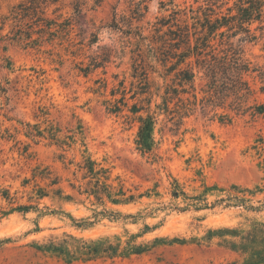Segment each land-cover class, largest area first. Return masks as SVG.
Segmentation results:
<instances>
[{"label":"rangeland","instance_id":"rangeland-1","mask_svg":"<svg viewBox=\"0 0 264 264\" xmlns=\"http://www.w3.org/2000/svg\"><path fill=\"white\" fill-rule=\"evenodd\" d=\"M24 1L0 0V264H264V116L220 109L232 123L200 113L181 120L171 112L177 100L164 104V67L147 52L167 49L171 25L193 32L192 17L203 18L196 12L210 3L57 0L44 16L52 28L30 27L27 46L8 39L11 21L1 30ZM133 1L149 8L140 19L132 18ZM238 1L213 10L236 14ZM115 13L120 28L130 20L147 41L111 29ZM251 29L257 39L244 45L245 57L264 70V19ZM138 52L148 56L143 71L135 68ZM248 79L255 91L248 106L264 105L260 72ZM205 84L199 74L198 93ZM147 113L154 145L143 153L136 118ZM87 158L109 170L117 192L143 196L103 206L80 195Z\"/></svg>","mask_w":264,"mask_h":264},{"label":"trees","instance_id":"trees-1","mask_svg":"<svg viewBox=\"0 0 264 264\" xmlns=\"http://www.w3.org/2000/svg\"><path fill=\"white\" fill-rule=\"evenodd\" d=\"M57 0H26L18 6L13 7L10 15L2 19L1 30L5 27L8 21L13 23V30L10 32L13 36L8 37L9 40L16 43L26 42L30 45V27L39 26L43 23L48 29L52 28L53 23L44 18L46 9L50 4ZM210 6L199 8L196 13L200 15L192 17L195 20L193 32H190L187 26L181 28L178 24L171 25L165 34H170V39L164 42L167 48L162 52V49L149 46L147 52L158 57V60L164 67V72L160 74L166 83V91L164 104L167 109L173 101L179 103L176 110H172V114H177L180 119L188 118L196 113L208 117L210 120L218 119L223 124H230L234 120V115L245 114L249 111L253 115L264 116V105L257 104L248 106L249 99L254 96L255 91L248 77L251 73L259 71L261 80H264V70L255 68L252 63L245 57L244 45L253 42L257 39L256 34L252 31L251 26L255 22H263L264 19V0H239L236 4L237 13L233 14L234 9L228 8L227 13L215 12L213 6L220 3L222 0H206ZM228 4V2H227ZM132 18L140 19L148 12V6L143 2L133 1ZM194 13V10H191ZM179 12H174L178 15ZM30 19L32 25L30 26ZM132 21H128V30L120 28V21L117 19V13L114 14L112 24L109 26L113 30H120L130 38H139L146 42L147 38L143 37L142 32L137 29L133 30ZM177 23V22H176ZM66 25V24H64ZM68 25V24H67ZM167 25V24H166ZM173 27L177 28L173 30ZM228 28L227 31L220 32L221 29ZM183 29H186L183 31ZM162 30H158L160 32ZM234 31L230 35L229 32ZM58 33V30L55 31ZM220 32V33H219ZM243 35L237 42L233 38L238 33ZM220 41L216 43L217 38ZM131 43V41H129ZM183 47V50L181 48ZM138 55L143 57V52H138ZM148 56L136 61L135 68L140 67L143 71V66L147 63ZM144 62V63H143ZM199 74H202L206 80L205 87L200 93L197 92L195 86L196 79ZM145 79H149L148 73H143ZM146 76V77H145ZM263 83V82H262ZM264 91V86L261 87ZM232 98V101L227 105V101ZM135 114L140 110L135 108ZM220 109L229 110L230 113H219ZM119 111V110H117ZM113 112H115L113 110ZM140 123L137 146L143 153H149L153 149L154 139L153 131L155 119L147 113L146 116H138L136 118ZM79 170L83 172V179L87 183L78 188L80 195L93 197L101 204L105 205V201L112 204H128L134 202L139 195H129L121 189L119 192L110 184L109 170L101 168L95 161L87 158L83 164L79 165ZM58 182H52L50 185H57ZM75 189V187H73ZM63 194L62 189L58 190L56 196L60 197ZM178 195V193H176ZM50 194L44 190H39L38 197L46 198ZM64 199L73 201L72 196H64ZM238 199V197H237ZM28 208L25 206L18 207V211L23 212ZM104 211L103 214H108ZM257 241H253L254 243ZM111 251L114 247L109 246ZM132 253H143L142 246L130 247ZM109 250V251H110ZM118 250H115V253ZM264 253V250H263ZM264 261V258L263 260Z\"/></svg>","mask_w":264,"mask_h":264}]
</instances>
